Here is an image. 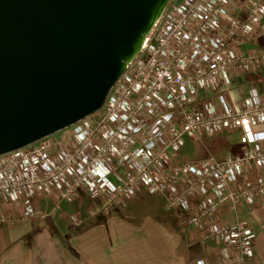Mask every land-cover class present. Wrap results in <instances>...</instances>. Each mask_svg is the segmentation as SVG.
Here are the masks:
<instances>
[{
  "label": "built area",
  "instance_id": "built-area-1",
  "mask_svg": "<svg viewBox=\"0 0 264 264\" xmlns=\"http://www.w3.org/2000/svg\"><path fill=\"white\" fill-rule=\"evenodd\" d=\"M171 0L147 35L139 55L110 89L103 107L25 147L0 155V207L20 208L22 218L44 225L51 213L38 199L96 202L91 215L109 213L140 190L169 196L183 225L222 243L216 260L244 263L255 254V229L237 211L264 194V91L235 105L229 97L235 75L264 65V49H245L264 21V0ZM264 35V25L262 28ZM241 128L243 151L224 158L174 161L186 138ZM245 177V178H244ZM78 221L83 218L75 217ZM14 220L0 211V222Z\"/></svg>",
  "mask_w": 264,
  "mask_h": 264
},
{
  "label": "water",
  "instance_id": "water-1",
  "mask_svg": "<svg viewBox=\"0 0 264 264\" xmlns=\"http://www.w3.org/2000/svg\"><path fill=\"white\" fill-rule=\"evenodd\" d=\"M171 0H0V155L99 111Z\"/></svg>",
  "mask_w": 264,
  "mask_h": 264
},
{
  "label": "crops",
  "instance_id": "crops-1",
  "mask_svg": "<svg viewBox=\"0 0 264 264\" xmlns=\"http://www.w3.org/2000/svg\"><path fill=\"white\" fill-rule=\"evenodd\" d=\"M245 5L241 0L234 15L242 18ZM263 25L264 21L257 25L256 37L244 39L243 48L264 49ZM263 91L264 65L235 75L229 97L237 105L252 92ZM245 146L243 130L234 128L205 136L203 142L188 137L172 156L174 161H197L209 155L221 159ZM259 171L264 174V168H259L248 177ZM168 200L167 194L140 190L109 213L91 215L89 210L96 202L86 193L65 200L42 196L38 202L51 213L44 225L22 218L17 206L3 205L0 211L13 214L14 220L0 222V264H198L201 259H218L222 243L204 238L195 226L183 225ZM237 214L250 220L256 234L255 254L238 264H264V194L253 205L244 202L237 211L226 209L223 217L231 221ZM77 215L83 219L78 221Z\"/></svg>",
  "mask_w": 264,
  "mask_h": 264
},
{
  "label": "rangeland",
  "instance_id": "rangeland-1",
  "mask_svg": "<svg viewBox=\"0 0 264 264\" xmlns=\"http://www.w3.org/2000/svg\"><path fill=\"white\" fill-rule=\"evenodd\" d=\"M245 49H248V48H245ZM260 66H262V65H260ZM257 68V67H256ZM205 136H210V135H204V136H201V137H199V138H195V139H198V140H200L201 142H203L204 140H205ZM245 144V143H244ZM235 152H237V151H234V152H231V154H229V155H232V154H237V153H240V152H237V153H235ZM228 155V156H229ZM78 216H80V215H78Z\"/></svg>",
  "mask_w": 264,
  "mask_h": 264
},
{
  "label": "trees",
  "instance_id": "trees-1",
  "mask_svg": "<svg viewBox=\"0 0 264 264\" xmlns=\"http://www.w3.org/2000/svg\"><path fill=\"white\" fill-rule=\"evenodd\" d=\"M259 66H260V65H259ZM259 66H257V68H258ZM251 80H252V81H255V80H257V79H256V78H252Z\"/></svg>",
  "mask_w": 264,
  "mask_h": 264
}]
</instances>
